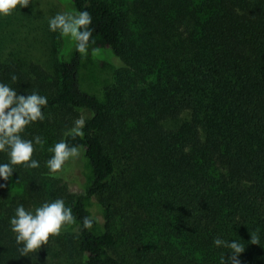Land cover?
Returning a JSON list of instances; mask_svg holds the SVG:
<instances>
[{"label":"trees","instance_id":"trees-1","mask_svg":"<svg viewBox=\"0 0 264 264\" xmlns=\"http://www.w3.org/2000/svg\"><path fill=\"white\" fill-rule=\"evenodd\" d=\"M59 1L91 13L86 55L72 44L51 74L0 54V81L48 98L23 133L46 140L40 167L0 181V264H222L217 237L244 248L237 264H264V0ZM61 139L81 155L49 174ZM57 198L76 223L22 256L15 207Z\"/></svg>","mask_w":264,"mask_h":264},{"label":"clouds","instance_id":"clouds-1","mask_svg":"<svg viewBox=\"0 0 264 264\" xmlns=\"http://www.w3.org/2000/svg\"><path fill=\"white\" fill-rule=\"evenodd\" d=\"M31 2L32 0H0V17L11 15L17 7H28ZM47 23L49 32L58 33L60 37L69 39L78 53L86 55L90 44L94 43L92 15L87 10L57 12L48 18ZM17 79L15 74H11L12 83ZM47 104V96L40 95L36 90L30 94H19L9 83L0 81V153L7 157L6 163H0V181H9L16 173L15 166H24L28 169L40 167V162L33 159V153L35 146H43L46 140L41 136L25 139L23 133L29 125L45 119L43 109ZM83 127L84 122L77 119L69 132L75 136H82ZM47 152L50 156L45 162V167L49 174L61 172L69 161H74L81 155L80 147L70 145L66 139L49 146ZM4 186V183H0V188ZM75 223L72 208L67 206L62 198L45 201L29 209L23 204H17L14 214L8 221L9 229L22 256L36 252L41 246L48 244L50 237L60 235L65 227ZM92 226L91 218L82 219L83 229H91ZM250 242L258 245L259 236L252 235ZM213 245L229 250L230 257L227 261L222 258V264H237V257L244 251L236 240L217 237L213 240Z\"/></svg>","mask_w":264,"mask_h":264},{"label":"rangeland","instance_id":"rangeland-1","mask_svg":"<svg viewBox=\"0 0 264 264\" xmlns=\"http://www.w3.org/2000/svg\"><path fill=\"white\" fill-rule=\"evenodd\" d=\"M65 10L69 9L59 0H32L28 7H17L11 15L0 17V54L38 64L54 74L62 52L72 42L58 33L49 32L47 22L48 18ZM88 116V112L82 110L79 119L83 121ZM69 189L81 192L71 183Z\"/></svg>","mask_w":264,"mask_h":264}]
</instances>
